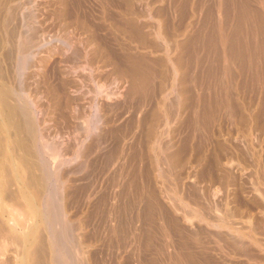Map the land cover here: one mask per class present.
I'll use <instances>...</instances> for the list:
<instances>
[{
  "label": "rangeland",
  "instance_id": "obj_1",
  "mask_svg": "<svg viewBox=\"0 0 264 264\" xmlns=\"http://www.w3.org/2000/svg\"><path fill=\"white\" fill-rule=\"evenodd\" d=\"M0 264H264V0H0Z\"/></svg>",
  "mask_w": 264,
  "mask_h": 264
},
{
  "label": "bare ground",
  "instance_id": "obj_2",
  "mask_svg": "<svg viewBox=\"0 0 264 264\" xmlns=\"http://www.w3.org/2000/svg\"><path fill=\"white\" fill-rule=\"evenodd\" d=\"M16 104H17V103H16ZM16 104H14V105H16ZM11 105H12V104H11ZM24 105H26V104L24 103ZM27 105H28V104H27ZM9 107H10V106H9ZM15 107H16V106H15ZM18 107H20V106H18ZM7 108H8V106H7ZM27 108H29V107H28V106H22L21 110H20V108H18V111H20V115H22L23 117H27V112L29 113V111H28ZM8 109H9V108H8ZM5 110H6V108H5ZM2 111H3V109H2ZM9 111H10V109H9L7 112H9ZM14 111H15V110H14ZM7 112H6V113H7ZM16 112H17V111H16ZM9 113H10V112H9ZM10 114H11V113H10ZM13 114H14V113H13ZM5 115H8V114H5ZM5 115H4V116H5ZM11 115H12V114H11ZM20 115H18L17 118L20 117ZM32 115H33V114H32ZM22 116H21V117H22ZM11 117H12V116H11ZM29 117H30V116H29ZM29 117L24 118V122H26L27 119L29 120ZM5 118H6V117H5ZM30 118H31V117H30ZM6 119H7V118H6ZM11 120H13V119L11 118ZM28 120H27V121H28ZM31 121H32V120H31ZM22 122H23V121H22ZM22 122H21V123H22ZM29 122H30V121H29ZM32 122H33V121H32ZM30 124H31V123H30ZM23 125H24V124H23ZM27 125H28V124H27ZM32 125H33V124H32ZM22 127H23V126H22ZM26 127H28V126H26ZM29 128H30V127H29ZM33 129H35V128H33ZM23 130H24V129H23ZM26 130H28V129H26ZM31 130H32V129H31ZM24 132H25V130H24ZM34 132H35V131H33V134H34ZM27 135H28V134H27ZM31 136H33V135H31ZM35 138H36V137H35ZM33 142H34V141H33ZM39 147H40V146H39ZM46 147H47V146H46ZM41 148H42V147H41ZM34 149H35V148H34ZM34 149H33V150H34ZM43 149H44V148H43ZM43 149H42V153H43ZM37 150H38V149H37ZM44 153H45V152H44ZM47 154H48V153H47ZM40 158H41V156H40ZM49 158H50V157H49ZM51 158H52V156H51ZM43 160H44V159L41 158V161H43ZM53 160H54V159H53ZM37 162H38V161H37ZM43 162H44V161H43ZM53 163H54V162H53ZM42 164H44V163H42ZM38 165H39V164H38ZM48 166H49V165H48ZM52 172H53V171H52ZM45 173H46V172L44 171L43 175H44ZM47 173H48V172H47ZM47 173H46V175H48ZM50 176H51V175H50ZM46 177H47V176H46ZM47 178H49V177H47ZM49 179H50V178H49ZM42 180H43V179H42ZM47 180H48V179H47ZM43 181H44V180H43ZM45 184H46V183H45ZM54 192H55V191H54ZM14 199H15V198H14ZM51 199L53 200V198H51ZM51 199L48 198V200L52 201ZM12 200H13V199H12ZM14 202H15V201H13V205H16V203L14 204ZM45 202L47 203L46 200H45ZM48 202H49V201H48ZM46 203H45V204H46ZM17 204H18V203H17ZM42 204H43V203H42ZM45 204H43V205H45ZM46 205L48 206V204H46ZM50 205H51V203H50ZM53 205H54V204H53ZM47 206H46L45 208H47ZM51 206H52V205H51ZM54 206H55V205H54ZM56 207H57V206H56ZM40 208H41V207H40ZM54 208H55V207H53V208H51V209L53 210ZM48 209H49V211H50V208H48ZM48 209H46V210H48ZM55 209H56V208H55ZM55 209H54V210H55ZM39 210H40V209H39ZM42 211H43V210H42ZM49 211H46V213H45V217H44V214H43V217H44V219H45V218L48 219V222L51 224V223L54 221V219H56V218H55V216H53L54 214H53V215H49V214H52V213H50ZM56 211H58V210L56 209ZM39 212H40V211H39ZM58 212H59V211H58ZM5 213H6V212H5ZM6 214H7V213H6ZM40 214H42V212H41ZM56 215H57V214H56ZM58 215L60 216L61 214L59 213ZM11 216H13V215H10V217H11ZM41 216H42V215H41ZM57 217H58V216H57ZM9 219H11V218H9ZM59 219H60V217H59ZM61 219H62V217H61ZM7 220H8V219H7ZM12 220H13V217H12ZM46 221H47V220H46ZM55 221L57 222L58 220H55ZM61 222H62V221H61ZM63 223H64V222H63ZM55 224H56V223L52 224V226L55 225ZM56 225H57V224H56ZM48 226H50V225H48ZM52 226H51V227H52ZM59 226H60V224H59ZM12 227H13V226H12ZM62 227H63V226H62ZM62 227H60L59 229H62ZM48 228H50V227H48ZM55 228H56V227H55ZM13 229H14V228H13ZM50 229H52V228H50ZM63 229H64V228H63ZM54 230H55V229H54ZM55 231H57V229H56ZM59 232L61 233L60 230H59L57 233H59ZM64 232H65V231H64ZM57 233H56V234H57ZM62 235H63V234H62ZM59 236H60V234H59ZM52 238H53V236H52ZM55 238H56L57 240L59 239V238H57V237H55ZM55 238H54V239H55ZM62 238H63V236H62ZM56 239H55V240H56ZM62 240H64V239H62ZM62 240L60 239L61 242H62ZM63 243H65V242H63ZM63 243H60V244H63ZM60 244H59V245H60ZM60 246H61V245H60ZM63 246H64V245H63ZM61 247H62V246H61ZM62 248H63V247H62ZM62 248H61V249H62ZM65 248H66V246H65L61 251L63 252V250H64ZM64 252H66V251H64ZM66 263H67V262H66ZM72 263H73V262H72Z\"/></svg>",
  "mask_w": 264,
  "mask_h": 264
}]
</instances>
